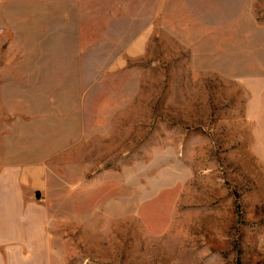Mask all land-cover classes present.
I'll use <instances>...</instances> for the list:
<instances>
[{
  "label": "rangeland",
  "instance_id": "rangeland-1",
  "mask_svg": "<svg viewBox=\"0 0 264 264\" xmlns=\"http://www.w3.org/2000/svg\"><path fill=\"white\" fill-rule=\"evenodd\" d=\"M0 171L50 264H264V0H0Z\"/></svg>",
  "mask_w": 264,
  "mask_h": 264
},
{
  "label": "crops",
  "instance_id": "crops-1",
  "mask_svg": "<svg viewBox=\"0 0 264 264\" xmlns=\"http://www.w3.org/2000/svg\"><path fill=\"white\" fill-rule=\"evenodd\" d=\"M24 181L0 171V264H50L49 225L30 195L16 186Z\"/></svg>",
  "mask_w": 264,
  "mask_h": 264
},
{
  "label": "water",
  "instance_id": "water-1",
  "mask_svg": "<svg viewBox=\"0 0 264 264\" xmlns=\"http://www.w3.org/2000/svg\"><path fill=\"white\" fill-rule=\"evenodd\" d=\"M40 196H41L40 193H38V194H37V198H40Z\"/></svg>",
  "mask_w": 264,
  "mask_h": 264
}]
</instances>
